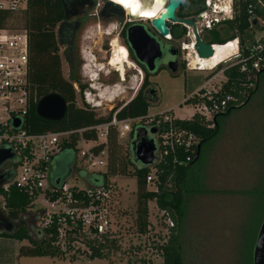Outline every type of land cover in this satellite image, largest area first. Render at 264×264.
<instances>
[{
	"label": "rangeland",
	"instance_id": "1",
	"mask_svg": "<svg viewBox=\"0 0 264 264\" xmlns=\"http://www.w3.org/2000/svg\"><path fill=\"white\" fill-rule=\"evenodd\" d=\"M160 1L161 5L154 7V0H140L141 8L137 14L128 13L127 17L143 18L144 16L139 13L155 11V15L149 16L154 18L166 0ZM95 3L99 4L97 9L93 8L89 14L100 12L105 0H95ZM193 16L197 18V15ZM124 19L119 21L113 16H85L81 20V29L77 34L74 74L81 84L87 86L85 90L88 94L85 96L75 89L76 105L82 106L90 100V106L99 115H107L116 104L120 106L132 98L142 81V70L129 56L123 67H119L121 64L113 67L107 64L112 54L108 43L118 35ZM143 20L150 28V33L164 41L151 27L150 21ZM7 27L13 30L21 29L22 13L12 14L7 20ZM189 31L191 32V29L186 27V33ZM213 34L217 35L214 31ZM256 35L258 36L259 33ZM200 37L210 42H216L217 38L205 33ZM167 39L173 46L180 47L183 57L186 53L191 54L189 48L181 49L184 44L190 45V40L185 35L179 39H171L170 35ZM120 43L116 42L118 47L122 46ZM58 50L62 73L68 77L69 67L63 57V47L60 44ZM216 54L218 51L208 60L192 57L195 68L202 70H187V59H185V66L176 74L164 68L150 74V87L156 91V100L149 105L148 116L171 110L179 118L189 117L192 110L188 103L184 102L185 98L205 81L208 72L203 69L207 68L210 60L217 58ZM218 78L219 75L215 82ZM117 89L118 93L115 96L113 93L117 92ZM111 96L114 99L110 101ZM148 122L149 117L142 123L134 122L131 135H118L117 141L126 160L129 157L133 159L131 143L135 138L136 130L143 127L147 129ZM218 123L217 135L203 145L200 158L190 169L189 180L185 184V206L180 232L183 264H253V248L264 217V74L248 103L234 109L228 116H219ZM60 158V156L56 157L51 163L45 179L46 188L51 185V175L57 171ZM75 158L73 175L67 181V185L84 188L86 182L83 176L91 172L83 166L77 155ZM127 168L130 172L133 170L128 165ZM109 181L115 192L110 214L111 230L120 238V252L112 253L110 258L90 259L82 255L71 260L68 256H19L18 247L16 257H12L15 244L19 241L11 239L8 243L0 242V264H3V260H10L14 264H162L161 256L154 251L151 241L155 240L154 243L157 244L162 242V237L167 235L168 229L164 225V219L160 217L161 211L155 200L147 203L149 231L139 235L135 227V177L116 175L109 177ZM155 188L152 181L147 183V189ZM56 206L62 205L56 204ZM0 208H3L1 196ZM51 209L40 194L34 201L33 207L26 211L29 214H22L26 225H35L31 233L34 239L39 236L37 220L35 222L38 218L35 215L37 210L45 213ZM19 243L26 245L28 241L22 240ZM83 246L79 242L72 243V249L68 254L70 255L77 247L83 249Z\"/></svg>",
	"mask_w": 264,
	"mask_h": 264
},
{
	"label": "trees",
	"instance_id": "2",
	"mask_svg": "<svg viewBox=\"0 0 264 264\" xmlns=\"http://www.w3.org/2000/svg\"><path fill=\"white\" fill-rule=\"evenodd\" d=\"M203 1L183 0L176 10V16L186 18L197 15L201 11ZM249 1L252 0H237L236 5L239 6L238 14L233 19L224 22L222 32L213 30L217 35H214L213 32L207 33L211 37L217 36L216 42L211 43L224 44L238 34L241 36V42L243 41L247 26L246 5ZM21 13L23 19V27L21 29L26 31L28 40L27 84L29 91L27 108L22 119L21 128L29 134L73 132L67 140H63L60 153L52 158L53 161L56 157L60 156L62 158V165L58 166L57 171L51 175L50 187L42 192L50 200H54L62 196V186L66 185L67 181L73 175L72 167L75 159V145L77 141L80 138L85 140L95 138L94 131L88 128L99 123L108 122L114 113L116 118L120 120L138 119L135 122L142 123L148 116L149 105L156 100V91L150 87V74L146 67L136 60L128 47L127 41H125L129 58L143 72L142 81L136 94L120 106L116 104L107 115L97 114L87 103L82 106H77L75 89L83 94L87 86L81 84L75 76V68L69 70L68 77H65L61 70V57L58 50L59 42L56 27L64 20L63 0H27L26 8ZM256 13L258 12L256 11ZM11 15L12 13L9 11L0 10V29L8 28L7 20ZM169 33L172 39H179L186 34V28L181 24H171ZM121 35L125 38V30H123ZM221 66V64H218L215 71L219 70ZM224 73L228 77V80L224 84L223 89L225 91H233V85L231 83H238L241 75L233 68L224 69ZM257 87L250 92V97L246 98L244 105L255 94ZM52 92L61 95L67 103L66 114L57 122L43 120L35 113L37 101L42 96ZM233 92L236 93V91ZM230 111L232 109L220 116H225ZM218 117L216 116L214 127L212 128H207L198 119L176 121L179 126L194 132L199 138V155L189 163V166L173 164L168 158L165 163L160 162L148 166L141 165L140 163L136 164L138 162L134 157L133 159L129 157L126 160L121 153V145L117 141L118 133L115 129L111 128L106 142L107 167L105 172L101 174L86 173L83 176V179L90 187L103 185L106 188L110 186L109 177L111 176L130 175L135 177V227L139 235L146 234L149 231L148 201L155 200L158 209L160 211H166L169 214L173 226L168 228L167 235L162 237V242L157 244V242L154 243L155 240L151 241L154 251L161 256L162 264H183L180 232L183 224L185 206V184L189 180L190 169L200 158L203 145L213 139L218 133ZM133 130V125H131V130L128 134L131 135ZM102 147V145H99L96 151H99ZM196 149L197 155L198 147ZM127 165L133 168L131 172L128 170ZM152 167L155 168L154 173L151 171ZM1 173L7 186L6 189L2 186L0 187V196L3 201V208H0V211L9 220L16 221V227L10 233L0 232V237L12 238L17 241L27 240L28 244L19 246V256H68L71 260H74L82 255L90 259L110 258L112 253L121 251L120 238L114 233L103 235L100 238H90L82 232L79 222L65 237L62 243L64 246L62 247L59 241V224L56 214H52L48 225L43 228L38 227L39 236L34 239L28 231L22 214H29L26 211L33 207L34 201L39 196V193L30 194L12 182L14 175L13 168L3 170ZM149 175L152 176V182L156 187L152 190L147 189L146 178ZM83 191V188L77 186H68L67 188V192L71 195L72 200L78 202L79 205H86L89 202V198ZM40 212L41 210H37V214H35L38 217L35 219L37 222L40 220ZM74 242L83 244V249L80 250L77 247L69 255L68 253L72 249L71 244Z\"/></svg>",
	"mask_w": 264,
	"mask_h": 264
},
{
	"label": "built area",
	"instance_id": "3",
	"mask_svg": "<svg viewBox=\"0 0 264 264\" xmlns=\"http://www.w3.org/2000/svg\"><path fill=\"white\" fill-rule=\"evenodd\" d=\"M236 2L237 0H204L197 18L194 17L198 34L211 33L213 30L222 32L224 22L233 19L238 14L239 6L236 5ZM26 5L27 0H0V10L9 11L12 14L22 12ZM98 5L96 4L95 10ZM246 13L247 26L242 42L239 34L224 44L206 42L213 49V55L208 59H211L217 51L218 57L215 62L209 63L207 68L203 69L208 73L201 86L185 98L184 102H187L192 110L190 116L179 118L171 110L147 116L149 117L147 129L156 128V132L151 134L156 147L153 164L165 163L167 158L173 164H189L196 157L199 138L194 132L179 126L176 121L198 119L207 128H212L216 116L243 106L246 98L250 97V92L257 87L260 76L264 74V0L249 1L246 5ZM257 33H259L258 36ZM185 37L190 40V45L184 44L181 49L189 48L191 51V54L186 53L184 57L187 59V70H199L195 68L196 65L192 64V57H198L193 48L192 31L187 32ZM113 42L120 43L118 35L108 43L110 52ZM218 64L223 66L214 72ZM226 68H233L241 75L238 83H231L232 90L236 93L223 89L228 80L224 73ZM27 69L28 40L26 31L1 28L0 148H9L13 152V158L2 166V170L13 168L12 182L30 194L43 195L44 202L52 209L45 213L40 212L41 216L37 225L39 228H43L50 222L52 214H56L59 224V241L62 247L63 240L78 222L81 224L82 232L90 238H100L112 233L110 214L115 194L112 184L107 188L103 185L85 186L83 192L89 198L86 205H79L78 202L72 200L71 195L67 192V184L62 186V196L54 200H50L42 193L46 189L45 179L52 158L60 153L63 140H67L73 132L29 134L21 128L29 97ZM218 75L219 78L215 82ZM221 75L223 76L221 77ZM84 94L86 96L88 92L85 91ZM87 104L90 105V102ZM14 118H19L21 121L18 128L12 126ZM137 120H120L114 113L108 122L88 128L94 131L95 138L92 140L80 138L75 145L76 155L83 166L92 174L105 172L107 166L106 142L109 130L115 129L118 135L128 134L132 123ZM99 145L103 147L96 151ZM151 171L154 173L155 168L152 167ZM146 181L150 183L152 176L149 175ZM6 186L7 183L2 185L4 189ZM56 204L62 206L57 207ZM160 217L164 219L163 222L167 229L173 226L166 211H161Z\"/></svg>",
	"mask_w": 264,
	"mask_h": 264
},
{
	"label": "water",
	"instance_id": "4",
	"mask_svg": "<svg viewBox=\"0 0 264 264\" xmlns=\"http://www.w3.org/2000/svg\"><path fill=\"white\" fill-rule=\"evenodd\" d=\"M183 0H166L164 6L160 9L161 13L164 9H167L165 17L158 15L151 19H145L150 21L151 27L157 32L159 38H170V25L181 24L184 27H190L194 38V51L199 59H208L213 55L212 47L204 42L196 29V24L193 17L179 18L176 16V10L179 8ZM93 4L86 6V11L89 12L93 8ZM79 6L78 9H82ZM108 9L112 15L118 16L123 19L125 14L124 10L118 5L109 0H105V4L100 11L103 14L105 9ZM81 12H77L73 15H68L67 7L64 4V19H70L71 17L80 16ZM138 21H142L143 18H136ZM200 19V17H198ZM61 22V27L64 23ZM254 21V20H253ZM126 41L130 50L132 51L136 60L143 64L148 72H153L156 69V61L161 59L163 51L160 41L157 37L153 36L143 23L137 22L131 24L126 29ZM166 69L172 73H177V66L175 61H169L166 64ZM133 97V96H132ZM131 99V98H130ZM67 111V103L65 99L58 93L52 92L42 96L35 105L36 115L49 122H57L61 120ZM20 119L14 118L12 120V126L18 128L20 126ZM156 132L155 127L150 129L139 128L136 130L135 138L131 143V150L134 159L141 165L148 166L153 164L155 160L156 147L152 138L146 136L147 133L154 134ZM198 152H200V145L198 144ZM13 158V152L9 148H0V187L5 183L2 175V166ZM189 166V164H187ZM23 217V216H22ZM24 218V217H23ZM25 219V218H24ZM36 222V220H35ZM28 225V224H27ZM16 227V221L9 220L0 211V232L10 233ZM253 264H264V217L261 222L260 228L257 233L256 241L253 248L252 255Z\"/></svg>",
	"mask_w": 264,
	"mask_h": 264
},
{
	"label": "flooded vegetation",
	"instance_id": "5",
	"mask_svg": "<svg viewBox=\"0 0 264 264\" xmlns=\"http://www.w3.org/2000/svg\"><path fill=\"white\" fill-rule=\"evenodd\" d=\"M63 3L67 7L68 15L71 16L77 12H81L80 16H77V17L73 16L70 19H67L66 21L64 19L61 22L65 21V23L60 27L59 26V24L61 23L60 22L56 27L57 28L56 32H57L58 42L63 47V57L65 58V60L68 64L69 70H70L71 68H75L74 66H75V61H76V57H77V54H76L77 34L81 29V24H82L81 20L85 16H93V17L94 16H97V17L113 16V17H116L119 21L122 19H120L116 15H112V13L107 8L105 9L103 14H100V12H94L92 14H89V12L86 11V6L93 4L94 5L93 8L95 10V6H96L95 0H63ZM79 6H82L83 8L78 9ZM93 8H92V10H93ZM126 12L127 11H125V14H126ZM126 15H128V13ZM126 15L124 16V18H125L124 22L120 28L119 33H118V38L121 41L122 46H124L125 50L127 49V46L125 44L126 35L124 38L121 35V33L123 32V30H125V34H126V29L129 25L140 22V23H143L145 25V27L150 32V28H148L147 25L145 24V22H143L141 19H140V21H138L136 18L134 19L133 17H131V19H130ZM192 17L194 18V16H192ZM143 19H151V17L144 16ZM194 22H195V20H194ZM195 24H196V22H195ZM187 28H190V27H187ZM200 35L201 34H199V36ZM159 41H160V44L162 47L163 54H162L161 59L156 61L155 71L149 72V74H152V73H154V72H156L162 68L166 69V64L169 61H175L176 62L177 71L180 69H183V67L185 66V62H184L185 58L181 54L182 51L180 50V47L173 46L172 43L168 39H164V41L159 39ZM204 42H206V41H204ZM127 53H128V51H127ZM146 136L151 138L150 133H147ZM34 226L35 225H27V228H28V231L30 234L34 231L33 230Z\"/></svg>",
	"mask_w": 264,
	"mask_h": 264
},
{
	"label": "bare ground",
	"instance_id": "6",
	"mask_svg": "<svg viewBox=\"0 0 264 264\" xmlns=\"http://www.w3.org/2000/svg\"><path fill=\"white\" fill-rule=\"evenodd\" d=\"M109 1H111V2H113V3H115V4H118L123 10H124V12L125 11H127L126 13H132L133 14V12H132V10H131V8H129V7H124V3H128V4H137V5H139V7H138V9H137V12L139 11V9L141 8V2H140V0H109ZM161 1L160 0H154V3H155V6L154 7H158V6H160L161 5V3H160ZM156 9V8H155ZM160 11V10H159ZM159 11H157V16L158 15H161V16H163V17H165V15H166V13H167V9H164L161 13H159ZM109 33V32H108ZM107 33V34H108ZM122 47V48H121ZM121 47H118V45L116 44V42H113V44H112V48H111V50H112V54H111V56L109 57V60H108V62H107V64L109 65V66H111V67H113V66H116V65H119V64H121L119 67H123V63L124 62H126L127 60H128V53H127V51L125 50V48L123 47V46H121ZM121 50H123V51H121ZM215 60H216V58H214ZM215 60H214V62H215ZM85 67V66H84ZM100 69V68H99ZM99 69H97V71L99 70ZM100 72V71H99ZM92 75V74H91ZM94 75V74H93ZM97 75H98V73H97ZM91 77H93V76H91ZM93 78H95V75H94V77ZM120 90V89H119ZM122 92V91H121ZM117 93H118V89H117V92H114L113 94H115V96L117 95ZM119 95V94H118ZM113 97H114V95H113ZM112 96H111V99H110V101L111 100H113L114 98H113ZM101 98H102V96H101ZM100 98V99H101ZM90 101V100H89ZM88 101V102H89ZM101 101V100H100ZM98 106L100 105V104H97Z\"/></svg>",
	"mask_w": 264,
	"mask_h": 264
},
{
	"label": "crops",
	"instance_id": "7",
	"mask_svg": "<svg viewBox=\"0 0 264 264\" xmlns=\"http://www.w3.org/2000/svg\"><path fill=\"white\" fill-rule=\"evenodd\" d=\"M216 56L218 57V54H216ZM215 58V57H214ZM215 60V59H214ZM214 60H210V62L209 63H213L214 62ZM204 69H206V68H204ZM199 70H202V69H199ZM262 76V75H261ZM261 76H260V78H261ZM260 80V79H259ZM237 109V108H236ZM233 110L234 109H232V111H230L226 116H228L230 113H232L233 112ZM218 131H219V129H218ZM76 155V154H75ZM62 158H60V160H58V166H61L62 165V160H61ZM76 159V158H75ZM75 159H74V161H73V165H74V163H75ZM54 161V160H53ZM52 163V162H51ZM50 168H51V164H50V166H49V170H48V173H49V171H50ZM70 180V179H69ZM85 181V180H84ZM86 182V181H85ZM86 186H89L88 185V183L86 182ZM11 239L12 238H7V237H0V242H2V243H8V242H10L11 241ZM13 240H15V239H13ZM15 241H17V240H15ZM18 242V241H17ZM20 242V241H19ZM17 243V244H15V251L12 253V257H16V254H17V248L21 245V243ZM3 262V264H11L12 263V261H10V260H3L2 261ZM12 264H14V262L12 263Z\"/></svg>",
	"mask_w": 264,
	"mask_h": 264
},
{
	"label": "snow or ice",
	"instance_id": "8",
	"mask_svg": "<svg viewBox=\"0 0 264 264\" xmlns=\"http://www.w3.org/2000/svg\"><path fill=\"white\" fill-rule=\"evenodd\" d=\"M124 7H129L131 8L133 14H137V9L139 7V5L137 4H128V3H124ZM140 15H144V13H139ZM123 51V50H121Z\"/></svg>",
	"mask_w": 264,
	"mask_h": 264
},
{
	"label": "clouds",
	"instance_id": "9",
	"mask_svg": "<svg viewBox=\"0 0 264 264\" xmlns=\"http://www.w3.org/2000/svg\"><path fill=\"white\" fill-rule=\"evenodd\" d=\"M144 15L143 16H151V15H155V11H150V12H143Z\"/></svg>",
	"mask_w": 264,
	"mask_h": 264
}]
</instances>
